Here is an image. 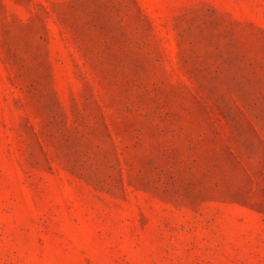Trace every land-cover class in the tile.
I'll use <instances>...</instances> for the list:
<instances>
[{"label": "rangeland", "instance_id": "1", "mask_svg": "<svg viewBox=\"0 0 264 264\" xmlns=\"http://www.w3.org/2000/svg\"><path fill=\"white\" fill-rule=\"evenodd\" d=\"M0 264H264V0H0Z\"/></svg>", "mask_w": 264, "mask_h": 264}]
</instances>
